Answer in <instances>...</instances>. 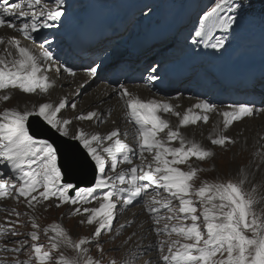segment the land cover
<instances>
[{
	"label": "snow or ice",
	"instance_id": "obj_1",
	"mask_svg": "<svg viewBox=\"0 0 264 264\" xmlns=\"http://www.w3.org/2000/svg\"><path fill=\"white\" fill-rule=\"evenodd\" d=\"M234 3L235 0H215L214 6L201 16L195 36L211 40L216 31L231 30L236 17L225 13L233 11ZM61 8L62 0H55L54 7L47 0H22L21 3L0 0V28L11 29L24 40L34 41L33 34L51 28L61 20L64 14ZM44 43L51 42L45 40ZM0 45L4 46L0 49V93H3L0 101L10 99L7 90L51 96L62 79L61 71L69 77L77 75L71 67L57 64L43 43L38 47L29 46L16 37H0ZM224 46L223 38L210 44L217 51ZM53 69L55 78L49 75ZM97 71V67H89L86 75L94 78ZM156 71L155 67L149 70L150 73ZM147 78L156 79L154 75ZM83 87V83L79 85V88ZM112 91L125 110L121 118L130 127L123 132L116 127L105 135L85 133L80 129L72 135L71 138L79 141L86 150L98 173L94 186L79 189L74 197L70 195L74 186L62 182L56 148L47 139L34 138L29 128L30 118L36 117L61 137H69L68 126L72 121L60 115L67 100L59 98L58 102L39 103L38 108L31 110L10 108L0 112V165L10 170L7 173L9 179L0 176V198L15 193L17 198H24L30 209L51 199L57 201V208L65 204L99 202L98 207H75L72 213L87 214V224L95 225L92 237L75 242L61 225L54 223L43 230L46 236L53 234L48 236L49 248L33 243L29 259L21 261L17 254L21 253L24 242H17L16 247L0 249L13 254L11 260L0 259V264H32L33 260L35 264H100L89 255L86 246L95 244L98 251L103 252L99 238L105 232L113 231L117 208L125 210L138 203H143L155 225L148 231L155 232L157 237L166 235L169 239L143 246L141 251L135 255L130 253L129 258L122 259L119 264H136L143 254L157 249L161 264H264V192H258L256 186L246 190L245 184L249 181L243 175L227 180L200 181L198 173L204 169L189 163L192 158L206 161L215 153L190 139L181 129L195 126L200 121L208 124L209 114L217 112L215 106L200 101L179 112L176 110L180 107L178 104L142 99L124 84ZM70 106L72 109L77 107L75 103ZM227 109L218 113L223 117L222 127L218 122L208 136L213 146L225 148L237 143L224 132L234 122L264 112V109L244 104L229 105ZM108 112L110 114L111 109ZM161 114L176 117L178 123L172 125ZM76 119L95 120L97 125L104 122L103 114L97 111L81 113ZM128 139L131 144L126 142ZM137 159L138 164L135 163ZM182 165H186L187 170ZM197 181H200L199 185ZM145 197L149 199L145 200ZM161 221H164L162 227ZM17 222L6 221L7 227L0 225V236L19 235L15 231ZM131 223L121 224L116 233H121ZM31 227L34 230L29 234L30 239L38 241L39 226L33 221ZM135 235L132 233L128 239ZM62 248L71 249L75 256L69 257ZM54 251L58 256L52 255ZM110 264L118 262L112 260Z\"/></svg>",
	"mask_w": 264,
	"mask_h": 264
},
{
	"label": "rangeland",
	"instance_id": "obj_2",
	"mask_svg": "<svg viewBox=\"0 0 264 264\" xmlns=\"http://www.w3.org/2000/svg\"><path fill=\"white\" fill-rule=\"evenodd\" d=\"M82 1L84 4L78 9L76 13H74L75 15H82L85 13L93 14V12H95L96 16L104 18V23L105 20L109 23V35L113 36V38L110 40V45H108L110 49L107 55L109 58L118 57L120 54H127L125 59H127L128 61L132 57V54H130V52L134 44L137 41L143 43L144 48L148 50V53L145 55V57L147 58V64H145L140 71V76L143 82L149 81L147 78L149 75L156 76L157 72L160 71L163 67H171L172 70H179L180 68L188 65L190 68H195L197 70L196 72L192 71L189 79L185 83H183V89L185 90V92L190 93L189 96L193 97V95H200L199 99H203L214 106L239 105L232 104V102H230L231 97L222 98L221 94L223 88L217 86L218 84H215L214 80L208 81L207 85L204 88L201 87L200 85H202L201 83L205 81V78L202 76L199 77L197 62L195 61V59L200 56L203 59L202 65L207 66L205 75L216 79V76L212 74V72L215 69L219 70L218 67L220 63L225 64L228 61L227 56L230 51H233L235 49V47L242 48L244 52H246L247 49H255V51H257V53L260 55V58L257 59V61L259 60V62L257 63H259L260 65H262L263 63V66L260 69V74L261 76L264 75V36L259 33L261 27H264V23H262L260 26L251 23L249 25V28H245L246 26L243 25V21L240 18L241 13L248 5V3H246V1L244 0H235V3L232 5L233 11L231 13H225L226 15L231 14L236 17V23L234 24L233 28L228 32L216 31L215 33H213V38L211 40L207 38L200 39L195 36V31L199 27V21L201 18L199 14H201V10H198L196 14H193L195 13V10L192 12H188L189 17L186 20L181 21V14L184 5H181V3L175 0H171L170 3H167L166 1L162 2L161 0H119L117 4L114 2H109V0ZM47 2L50 3V0H47ZM64 2L70 4L73 3V1L71 0H64ZM214 3L215 0H210L208 5L205 7V12L208 11V9H211V7L214 6ZM93 4L96 9L92 8ZM63 13L64 17L69 12ZM58 24L59 22L56 25ZM182 26L187 28H183ZM118 34H120L119 37H117ZM163 36H165L167 39L164 42H162ZM219 38H223L225 40V46L217 51L215 49H212L210 47V44L214 43L215 40ZM255 39H259L260 42L258 44H255ZM140 48H143L142 45H140ZM206 51L210 52L209 57H205ZM106 52L107 51H105L104 53ZM58 53L64 56L69 55V51L64 48H60ZM99 58L100 56H96L95 60H93L89 64V67L97 66L96 63H98ZM131 67V64H125L124 66L119 67L118 70L127 72L129 69H131ZM153 67H155L157 71L155 73H150L149 70ZM108 75L109 72L107 73V76ZM110 79H112L111 76L108 78V81ZM89 83L90 85L85 89V91H79L80 93H82V95L84 94V97L82 95L81 97L79 95V97L76 95L72 101L67 103L66 108L64 109V112L71 113L73 115L72 117H74V120L76 121L78 120L76 119L78 115H80L81 113L86 114L88 111H92L93 109V106H89L85 101V95L86 93L90 92V88L95 87L97 83L93 81L90 82V80ZM194 84L197 89H194ZM71 88L72 86L69 84L61 86V90L64 92V94H66L69 90L71 91ZM11 92L14 91H10L8 94H10ZM34 95L35 94H31L30 98H34ZM173 96H175V94H173ZM232 97H234V95ZM71 103H75L77 105L76 109L79 108L82 111L75 114L76 109L71 108ZM257 105L259 104L257 103ZM86 106H89V108L84 111L83 109L86 108ZM249 106L254 107L255 105L250 104ZM10 107V102L8 103V101H2V104L0 105V111L10 109ZM103 116L105 117V114ZM107 120L104 119L105 122L96 125V128L100 130V127L103 126V124L108 123ZM77 122L80 123L82 121L78 120ZM262 142H264V138ZM210 147L217 150L213 151L216 156L214 155L210 159H207L203 162L196 160H191L189 162L190 164L196 163L195 165L197 167L204 169V171L198 173L200 181H215L218 179L227 180L230 178H239L241 175L233 173V171L237 169L243 171L244 167H246V161L249 160L252 156H254L255 161H258V158H260V160L264 162V144L261 143L254 149H252V147H250V149H247L248 152L242 149L241 152H247V154L246 157L239 158V160L237 161L238 165L236 163L235 165L232 164L233 161L236 160V153H234V151L236 150L237 152V148L234 144L228 145L225 148L213 145H211ZM181 167L187 170L186 165H182ZM2 168L3 166L0 165V176H2L4 179H9V176L7 175L9 171L2 170ZM247 179L249 183L245 184L246 190H250L253 186H256L258 184V177L256 178L255 176H253L252 178L248 177ZM200 181H197L198 185ZM256 187L258 188L257 191L261 192V186ZM12 199H14V202L11 201ZM21 199H23V197L17 198L15 193H13L12 196L0 198V225H4L5 227H7L6 221H18L15 224V231L19 233V235L17 236H0V249L4 248L5 246H7L8 248L16 247L17 242H24V247L21 253L17 254L19 260L24 261L29 259V255L31 253V245L33 243L43 245L46 249L50 247L48 236H51L53 234L49 233L48 236H46L43 230L46 227H50L54 223L61 225L62 228L70 236V238L75 242H78L80 238L92 237L95 225L87 224V219L85 220V214L76 215L77 218H74V215H71L67 212V206H60L56 209V203H52L51 205L50 203H48V201L39 204L46 205L45 208L47 210H38L39 212L36 213V210L28 208L27 204H25L26 202ZM144 199L147 200L149 198L145 197ZM94 202L91 205H82L81 207H97L98 201ZM139 204L142 205L143 213L146 216L147 220L151 222L143 203ZM4 209H8V211L5 212ZM16 213H19V216H17ZM121 214H123V216ZM121 214L117 218L118 220L115 219L113 222V231L111 233L105 232V234L101 238H99V245L103 248V252L98 251V248L95 244L86 246L89 248V255L93 259L99 261L100 264H110V261L112 260L117 261L119 264L122 259L129 258L130 253L127 249L128 242L132 241L134 243L142 244V242L139 241L142 238V232L140 230H138L137 232H133V229L136 225L135 221H132L131 225L126 227L121 233H116V229L119 228L121 224H126L124 213ZM33 221L39 226L37 230L39 240L35 242L30 239L29 235L34 230L31 227V223ZM80 221H84V223L81 224ZM163 223L164 221H161L160 227L163 226ZM154 227L155 225L152 223V228ZM132 233H136V235L132 236V239L129 240L128 238ZM153 233L155 234V232ZM156 238L157 241L169 239L166 235H161L159 237H157L156 235ZM172 239H175V237L173 236ZM142 245L146 246L144 242ZM62 251H64L65 254L69 257L75 256V252H73L71 249L62 248ZM150 253L143 254V258L138 259L136 261V264H149V262H153L149 256ZM52 255L55 257L58 256V253L54 251L52 252ZM3 258L11 260L13 258V254L10 252L5 253L3 251H0V259ZM156 259V261H158V264H161L159 251L158 253H156ZM32 264H35L34 260L32 261Z\"/></svg>",
	"mask_w": 264,
	"mask_h": 264
},
{
	"label": "bare ground",
	"instance_id": "obj_3",
	"mask_svg": "<svg viewBox=\"0 0 264 264\" xmlns=\"http://www.w3.org/2000/svg\"><path fill=\"white\" fill-rule=\"evenodd\" d=\"M71 1L74 2L72 5L62 1L61 9L63 10V12H69V13L64 17L62 16L63 18L61 17V20L59 21V28L54 30V26H53L48 29H41L39 33L33 34L35 37L34 41L24 40L22 36H20L18 33H16L11 29L0 28V37H4L5 39L9 37H16L20 39L23 44H27L29 46H37V47L43 43L44 48L52 52L53 59L57 62V64L71 67L77 73L76 77H69L67 76V74H64L61 71L60 75L62 79L58 81L59 86L55 89V91H53L51 96L46 94L41 95L37 93L33 96L34 98H30L31 94H23L20 93L18 90H7V94L10 91H14L9 94L10 99L8 100V103L10 102V106H11L10 108H17L18 110L21 109V111H24L25 108L31 110L33 107L38 108L39 103L58 102L59 98H65L67 102H70L75 98L77 91L80 92L82 90L85 91V89L90 85L89 80L90 82L92 81L96 82L97 83L96 86L90 88L91 89L90 92L87 91L88 93H86L85 95L86 96L85 101L89 106H93L92 111L100 112L103 115L105 114V117L103 116V119L105 120L108 119L107 120L108 123L103 124V126L100 127V130H98L96 128L97 123L95 120L82 121L78 123L77 122L78 120L77 121L74 120V117H72L73 115L71 113L68 112L65 113L64 110H62V113L60 114L62 118H68L72 121V123L68 126L70 131L69 137L71 138L72 135H74L77 132V130L80 129H82L85 133H99L101 135H105L109 133L111 130H114L116 127H119L121 132H123L126 127H130V125H126L122 120L121 117L124 115L125 110H123L120 107V104L118 103V97L112 91L114 87L118 88L120 84H124L127 88H129L130 91L137 94L142 99H147V100L155 99V100L170 102L173 105L178 104L180 107L177 108L176 110L179 112H183L188 108H191L194 104L200 101H205L203 99H199L200 96L198 97H195L194 95L193 97L189 96L190 93L185 92V90L183 89V83H185L189 79L191 74V71L189 70L191 68L188 65L180 68L179 70H172L171 67L168 68L163 67L161 68V71H159L156 74V79L148 82H143L141 76L138 74V71L139 69H142L145 64H147L146 61L147 58L145 57V55L148 53V50L144 48L143 43H140V41H137L134 44L132 51L130 52V54H132V56L135 57L134 58L135 64L133 67H131V70L136 69V72L130 76L126 74L120 75L119 79H115V80L110 79L111 81L106 80L108 72L109 73L111 71L115 72L117 66L121 65L124 62L125 63L127 62V59H125L127 54L126 55L120 54L119 57L110 58L109 63L107 65L104 64L105 57L103 56L109 52V51H107L106 53L103 52L106 49V47L104 46L108 41H110V37L107 36V34L104 35H100V34L103 31H107L108 22L105 21L104 23V19L102 17L96 16L94 12L93 14L85 13L82 15H75L74 13H76L78 9L83 6L84 3L82 0H71ZM9 2L18 3V2H22V0H9ZM50 3L53 5V7L55 6V0H50ZM48 31L52 35L51 36L52 40H49L51 42L50 44L44 43V41H42L41 38V35L47 33ZM58 32H60L61 34H65L63 35V37L67 36L68 38L65 41L60 40L58 36L59 35ZM259 41H260L259 39L255 40L256 43ZM54 42H57L59 46L60 45L70 46L71 57L69 61L67 59L60 58L58 55H56L57 49H56V45H54ZM140 45H142L144 49L140 48ZM3 47H4L3 45H0V49H2ZM137 50L138 53H136ZM102 52L104 53L103 56H102ZM99 54H101V57L99 59H102V61H99L98 63H96V65L98 66L100 65V67L98 68L97 75L94 78H90L89 76L86 75V70L89 67V64L93 60H95V57ZM73 56L77 57L79 61L75 60L73 61L74 64L70 65L69 62L72 61ZM209 56H210V52L206 51L205 57H209ZM227 57H228V61L225 64L220 63L218 67L220 70L219 72H221V74L218 75V79L216 80L218 86L224 89L221 94L222 98L227 96L230 97L231 95L232 96L234 95V97L236 98V95L238 96L240 94V98L243 97L246 98L245 100L246 104L255 105L253 107L254 109H264V92H261L260 90H257L256 87H254L256 86L254 83L264 82V78L259 79L260 69L263 66V63L262 65L257 63L259 62V60L257 61V59L260 58V55L257 53V51H255V49L253 50L247 49L246 52H244L242 48L235 47L233 51L229 52ZM195 61L197 62L199 77L202 76L205 78V83L202 85V87L204 88L207 85L208 81L212 80L213 77H209L205 75V72L207 71L206 70L207 66L202 65L203 59L200 56H198V58L195 59ZM130 62H132L131 59ZM90 67H96V66H90ZM192 71L196 72L197 70L195 68H192ZM49 75L55 78L56 77L55 70L53 69L51 72H49ZM131 76H134V78L130 81L129 78ZM113 77L115 78V76ZM82 83L84 84V87L81 89L79 88V85ZM68 84L72 86L71 91L69 90L66 94H64V92L61 90V86ZM167 84L168 85L171 84V86L178 84V88L177 90H174L171 93V91H169V88L166 89L165 87ZM193 87L194 89H197L195 84ZM173 94H175V96H173ZM81 95L82 93H80L79 96L81 97ZM82 96L84 97V94ZM257 103L259 105H257ZM1 104L2 101H0V105ZM89 106H86V108H84L83 110L84 111L87 110ZM215 108L217 109V112H213L209 114L210 119L208 124H204L202 121H200L195 126H189L187 129H181V131L184 132L190 139L196 140L197 142L202 144L205 148H208L212 151H217V150L215 148L212 149L210 147L211 143L210 140L208 139V136L211 132L212 127L214 125H217L218 122L220 127H222L223 117L218 113H222L224 110H228L227 105L215 106ZM109 109H111L110 114L108 112ZM81 111L82 110L78 108L75 110L76 112L75 114L80 113ZM194 111H199V110H194ZM161 115L163 116L164 119L170 120L172 125H176L178 123L176 117H172L169 114H161ZM224 135L231 137L237 141V143H235L234 145L237 148V152L240 153H237L236 150L234 151V153H236L235 155L236 160H234L232 164L235 165V163L237 164L239 158L246 157V154L248 152L247 149H250V147L254 149L260 143L264 144V142H262L264 138V112H258L252 118H245L240 122H234L233 125L226 132H224ZM126 142L130 144L132 143L131 139H128ZM228 145H233V144H228ZM175 146L178 147L179 145L176 144ZM242 149H244V151L247 152H241ZM192 160H195V158H192ZM246 162H247L245 163L246 167H244L243 171L237 169L234 170L233 173L246 176L247 178L248 177L252 178L253 176H255L256 178L258 177V184L256 186L258 187L261 186V192H264V162H262L260 158H258V161H255L254 156H252ZM135 163L138 164L140 163V161L137 159L135 160ZM195 164L192 163V166L197 167ZM122 167H127V166H122ZM21 200L25 202L24 198ZM11 201L14 202V199H12ZM48 203L52 205V203H57V201L55 199L49 200ZM37 205L38 206H36L35 209H33L36 210V213L39 211H44L46 209L45 208L46 205H39V204ZM62 206L63 207L67 206V212L73 215L72 214L73 209L75 207H81L82 205L65 204ZM98 206H99V202L97 207ZM121 213H124L125 223H128L129 221H135L136 225L133 229V232L134 231L137 232L138 230L142 232V238L139 240L140 242H142V244L144 242L145 245L148 246L156 243L157 241L156 235L153 232L150 233L148 231V229H152V223L148 221L146 216L144 215L142 205L138 203L135 204L134 206H130L125 210H121V208L118 207L115 212L116 219L120 216ZM121 215L123 216V214ZM74 218H77L76 215H74ZM86 219H87V214H85V220ZM146 220L148 221L147 223H145ZM142 244L134 243L131 241L128 242L127 249L129 253L135 255L137 251L142 250L144 246ZM156 253H158V249L156 250V252L155 250L152 251L149 256L152 259V261H155L158 264V261H156L157 260Z\"/></svg>",
	"mask_w": 264,
	"mask_h": 264
},
{
	"label": "water",
	"instance_id": "obj_4",
	"mask_svg": "<svg viewBox=\"0 0 264 264\" xmlns=\"http://www.w3.org/2000/svg\"><path fill=\"white\" fill-rule=\"evenodd\" d=\"M29 128L34 138L47 139L56 148L63 181L75 184L70 194L79 187H89L94 184L95 167L76 142L61 137L36 117L30 118Z\"/></svg>",
	"mask_w": 264,
	"mask_h": 264
},
{
	"label": "trees",
	"instance_id": "obj_5",
	"mask_svg": "<svg viewBox=\"0 0 264 264\" xmlns=\"http://www.w3.org/2000/svg\"><path fill=\"white\" fill-rule=\"evenodd\" d=\"M244 1H246V3H248V5H250L252 9H255L253 11L261 12L262 14H264V0H244Z\"/></svg>",
	"mask_w": 264,
	"mask_h": 264
}]
</instances>
